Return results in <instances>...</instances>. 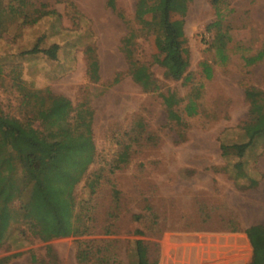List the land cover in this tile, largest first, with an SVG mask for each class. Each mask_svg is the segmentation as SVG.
Wrapping results in <instances>:
<instances>
[{"label": "rangeland", "instance_id": "obj_1", "mask_svg": "<svg viewBox=\"0 0 264 264\" xmlns=\"http://www.w3.org/2000/svg\"><path fill=\"white\" fill-rule=\"evenodd\" d=\"M137 1L115 0L112 8L109 0H24L27 17L8 7L20 0H0L3 118L26 135L31 129L49 135L58 121H73L88 107L98 155L75 188L88 231L42 241L26 224L13 223L0 246V264H131L137 239L149 245L151 260L165 264L164 241L183 235H219L233 261L264 264V140L241 159L225 158L221 149L223 142L245 140L246 89L264 90V59L254 65L243 60V54L262 47L264 0H222L220 30L231 35L225 63L213 44L219 29L208 28L218 19L211 0L189 2L187 79L171 77L158 62L156 35L140 31L132 59L151 72L158 87L151 91L134 80L125 49L130 29L139 27ZM35 8L45 15L39 18ZM54 43L60 47L56 59L27 52ZM94 59L97 76L91 69ZM203 62L212 67L210 78ZM48 90L68 97L75 110L39 117L49 106ZM168 91L184 99L178 112L193 98L198 114L172 120L162 97ZM85 123L75 122L79 128ZM125 147L129 152L123 158ZM237 160L245 162L259 185L234 176L231 165ZM236 236L242 237L238 245L230 240ZM82 241H93L90 260L78 258Z\"/></svg>", "mask_w": 264, "mask_h": 264}, {"label": "trees", "instance_id": "obj_2", "mask_svg": "<svg viewBox=\"0 0 264 264\" xmlns=\"http://www.w3.org/2000/svg\"><path fill=\"white\" fill-rule=\"evenodd\" d=\"M21 4H9L12 13L25 12L24 0ZM191 0H138L135 8L134 20L139 27H132L125 38V49L131 59V72L145 91L157 90L156 81L145 65H139L132 59V44L140 31L156 35L158 62L166 66L171 77L175 80L187 79L189 65L187 38L185 34L184 16ZM218 19L209 24L208 28L217 27L218 33L213 42L216 55L220 63L228 60L227 50L231 35L220 30L222 24V0H211ZM109 5L115 8V0H109ZM40 15H45L39 8H35ZM51 13V12H48ZM30 15V14H29ZM28 17V16H27ZM34 18V21L39 19ZM59 44L54 43L46 49L35 46L28 53L43 52L53 59L57 58ZM264 59V39L262 47L252 55H244L247 65H254ZM206 76H212V67L203 62ZM94 76L98 73V63L94 59L91 63ZM40 92V90L37 91ZM49 106L40 110L39 117L49 118L53 114L63 115L75 110L72 101L48 90ZM168 109L169 117L182 122V113L189 116L198 114L199 106L191 98L184 105L182 112L177 107L184 101L175 92L162 94ZM249 101V114L243 130L245 140L233 143H222V154L225 158L231 155L243 158L252 150L259 140H264V90L250 86L246 89ZM76 112L75 118L61 119L55 124V130L49 135L37 134L31 129L26 135L17 125L6 121L0 104V246L8 239L13 223L22 222L28 226L36 237L42 241H49L57 237L83 235L88 229V215L79 209L75 188L86 175L90 165L96 161L97 148L91 126L92 111L84 107ZM87 114V115H85ZM88 116V119H84ZM82 120L83 128L75 122ZM30 128L31 124L27 123ZM128 149L121 157L128 155ZM236 178H249L251 186L259 185L257 179L251 178L246 171V164L237 160L231 165ZM94 189V185H92ZM24 234V231L22 232ZM93 241H82L78 248V258L90 260L93 255ZM135 262L131 264H157L150 259L149 245L143 239H137L134 245ZM257 256V255H256Z\"/></svg>", "mask_w": 264, "mask_h": 264}, {"label": "crops", "instance_id": "obj_3", "mask_svg": "<svg viewBox=\"0 0 264 264\" xmlns=\"http://www.w3.org/2000/svg\"><path fill=\"white\" fill-rule=\"evenodd\" d=\"M240 238L236 236L230 240L238 245ZM222 239L219 235H201L198 239L191 235L173 240L166 238L163 244L165 264H241L240 260L233 261L226 255L228 246L222 244Z\"/></svg>", "mask_w": 264, "mask_h": 264}]
</instances>
